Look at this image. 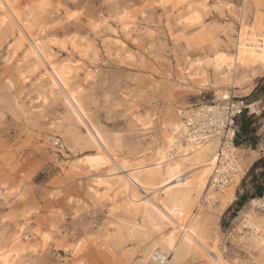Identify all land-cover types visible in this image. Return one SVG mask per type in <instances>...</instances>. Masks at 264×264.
<instances>
[{
    "label": "rangeland",
    "instance_id": "rangeland-1",
    "mask_svg": "<svg viewBox=\"0 0 264 264\" xmlns=\"http://www.w3.org/2000/svg\"><path fill=\"white\" fill-rule=\"evenodd\" d=\"M41 2L20 0L21 7H25L22 12L31 16L29 26L35 41L49 51L50 61L77 93L89 122L109 140L115 156L134 167V174L149 166L153 153L165 143L177 111L188 112L202 103L216 102L218 87L214 83L221 74L207 68L208 89L204 90L200 79L186 78L177 66L183 68L187 59L200 60L214 54L222 60L228 58L233 52L238 26L234 17L240 14L242 0L236 3L228 0L236 7L232 15L219 17L214 21L218 27L203 32L178 23L177 17L184 12L180 7L167 10L149 7L147 19L133 11L129 35H125V24L116 16L125 10V5L138 10L155 0H46L53 7L43 12L39 7ZM257 3L259 0H247L244 7L247 24L256 18L260 20L254 10ZM71 12L83 15L69 21ZM105 20L114 31L104 27L100 32H92L88 27L90 22L102 24ZM6 24L0 27V62L9 55V44L12 48L18 37L17 29L12 30ZM89 34V43L100 53L95 62L85 48V37ZM75 38L78 39L73 48ZM117 39L121 45L116 44ZM105 40L109 41L107 53L102 51ZM65 44L67 50L62 47ZM250 44L264 49L262 25ZM79 49H85V54L81 55ZM17 56L23 58L24 50L18 51ZM128 56L133 59L129 60ZM26 57L34 67L32 58ZM39 69L49 90L48 78L43 68ZM260 71L251 67L242 75L235 74L238 84L229 89L233 96L255 103L260 110L256 115L243 114L237 121L238 127L244 121L243 116L256 129L264 121V79H253ZM254 86L256 90L245 97ZM61 92L66 95L62 89ZM260 99L263 101L257 103ZM64 104L62 98L56 97L55 106L48 113L57 122L56 138L62 142L56 151L52 147L49 121L33 113L20 90H10L0 76V255L7 264H149L143 262L149 242L171 232L183 221L190 224L193 219L203 235L206 234L202 237L207 238L210 250L215 249L226 263L235 264L239 260L242 264H264L261 254L264 243L256 246L250 241L253 232L248 228L238 231L242 212H251L264 222V209L252 210L251 206L252 200L264 198V193L258 197L253 189L264 186L261 175L264 151L249 153L247 157L237 147L251 138L252 133L243 134L238 129L234 141L241 167L233 193L221 192L209 202L202 195L174 198L166 194L165 188H184L182 177L169 187L157 177L145 188H139L126 187L117 173L111 175L107 163L86 138V121L77 123L76 116ZM95 157L99 158L98 162L89 163V158ZM259 160L262 162L254 167ZM223 199L225 204H221ZM160 204L166 208L162 209ZM213 215L215 228L211 229ZM166 219L170 222L165 223ZM53 225L56 235L69 245L78 243L79 239H91L76 255L57 248L54 243L45 246L42 233ZM161 227L162 231H157ZM28 234H35L33 250L20 252L17 259L13 258L15 254L10 251L14 239L25 242ZM171 258L172 255L170 261ZM209 261H215L212 254Z\"/></svg>",
    "mask_w": 264,
    "mask_h": 264
},
{
    "label": "bare ground",
    "instance_id": "bare-ground-1",
    "mask_svg": "<svg viewBox=\"0 0 264 264\" xmlns=\"http://www.w3.org/2000/svg\"><path fill=\"white\" fill-rule=\"evenodd\" d=\"M178 2L179 0H177V3ZM209 2L211 3V0H209ZM246 3L247 0H242V7L239 8V15L242 14V9H244ZM233 5L235 9V4ZM21 6L20 0H0V27L8 22V25L6 24L7 26L12 30L17 29L18 31V37L16 38L15 44H13L14 46L12 47L11 54L17 56L18 51L23 49L24 56L32 58L34 67L43 68L44 74L49 81V94L54 93L55 97L63 99L67 108H69L72 113V116H76L77 123L84 124L83 121H86L88 130V137L86 138L89 139L88 142L90 145L98 150L102 159L107 163L111 175L117 173L126 187L135 186L139 188H145L152 179L157 177L163 185L169 187L170 185H175V181L178 177H182L184 180L182 183L184 188H165L166 194L169 193V195L174 198L179 195H182L184 198H189L190 196L193 198L197 197V195H202L207 202H209L216 199V194L221 192H234L240 180V173L238 172L240 169L238 168L241 167L235 155L237 148L234 144H229L226 150H222L223 157L220 160V169L223 170L226 167L232 168L226 186L217 191L210 186L209 178L215 164L216 152L219 144L218 140L215 138L198 139L190 133L188 127L189 123L192 122L193 117L198 115L199 108L196 110L191 109L188 112L181 110L177 111L176 120L171 125L165 137V143L153 153V159L150 161L149 166L145 167L137 175L134 174V167L124 159H118L113 153L109 140L89 122V118L85 112L86 109H83L77 93L70 88L68 80L63 72L50 61L49 51L35 41L36 39H34L32 28L29 26L31 16L24 14L22 9L25 7ZM180 8L184 12L177 17L178 23L187 13V9L184 7ZM260 26L261 23L258 18L254 19L250 24H247L245 21L243 23L238 22L233 41V52L229 54L227 59L222 60L219 55L214 54L212 57H205L200 60L197 59L192 61L187 59L183 68L179 66H177V68L188 79H200V84L203 86L204 90L208 89L206 88L208 84L207 77H205L206 69L210 68L213 72H218L221 76L217 78L214 83V86L218 87L215 91L216 94L213 91L216 96L215 103L230 100L234 93L230 92L229 89L235 88L237 83L235 81V74L240 72V75H242V73H245L246 69L251 67L262 68L259 60L261 56H264V52L258 47L254 48L250 44L251 38L257 34V30ZM121 44L122 43H120V45ZM63 84H67L68 88H63ZM61 89L66 95H63ZM117 143H119L118 139ZM117 146L119 147V144ZM225 203V199L221 200V204ZM262 204H264V198L252 200V210L256 208L264 209V207H261ZM160 206L162 209L166 208L164 204H160ZM241 218L242 222L240 223L238 231L240 232L242 228L252 230L253 235L250 241L254 242L256 246H261L264 243V222L251 212H242ZM193 231L196 233L195 236L192 234ZM204 235L197 227L194 219L190 224L183 221L179 227H175L171 232L149 242V245L145 248L143 253V262L157 264L156 261L162 259L164 264H171L169 258L171 255L172 258H175L176 254L172 251V247L168 243V240H175L185 243L186 245L185 237L189 240H193L194 243L202 242L209 249L206 262L213 264L212 261H209L210 254H212L214 260H223L216 250L215 252L211 251L212 248L210 250L207 238L203 239L202 237ZM34 237L35 234L31 236L28 234V236L24 237L25 242L22 241V239H14L15 242L12 245L13 249L10 251V254H15L13 258L17 259L20 252L32 251L34 248L32 239ZM181 251H183V249ZM261 254L264 256V247L261 250ZM7 263L8 262L3 260V257L0 255V264ZM225 264L227 263L225 262Z\"/></svg>",
    "mask_w": 264,
    "mask_h": 264
},
{
    "label": "snow or ice",
    "instance_id": "snow-or-ice-1",
    "mask_svg": "<svg viewBox=\"0 0 264 264\" xmlns=\"http://www.w3.org/2000/svg\"><path fill=\"white\" fill-rule=\"evenodd\" d=\"M41 12L44 9L53 7L51 4L47 3L46 0H42L40 4ZM57 7H62V5H57ZM117 9H119V5H116ZM151 7L152 9H175L176 7H184L187 9L186 15L179 20V23L182 25H188L193 31L199 29L200 31H206L209 28L218 27L214 21L219 17H229L232 15L234 10V5L228 0H212L210 3L209 0H200V2H196V0H155L154 3L148 4L145 3L141 5L140 9L133 10L129 6L125 5V10L122 11L121 14L116 16V19L121 23L125 24V35L130 34V30L133 27V11H138L140 14L144 15L145 19L148 18V9ZM247 5L245 6V8ZM254 10L256 15L260 17V22L262 27H264V0H259L254 6ZM83 13L81 12H71L68 15L69 21L78 20ZM205 17L208 19L205 20ZM111 14L109 15V19H111ZM246 15L244 14V9H242V14L235 16L234 19L237 22L243 23L246 20ZM88 27H90L92 32H100L102 28L108 27V21H103L102 24H96L94 22H90ZM109 31H114V29L108 27ZM254 30V29H253ZM90 35L85 37V48L87 49L88 54L93 58V62L99 59V52L89 43ZM154 35V33H153ZM76 39L73 40L71 47H76ZM138 40H133V43H138ZM109 41H104V48L102 51L107 53L108 51ZM116 44L120 45V40H116ZM67 50V44L62 45ZM81 55L85 54V49H79ZM264 51V49H262ZM12 48L11 44H9V55L4 57L3 61L0 62V76H2L4 83L8 86L10 90H20V95L24 97L27 101L30 102L31 111L42 120H48V129L53 134L52 139V147L55 148L56 151H59V148L62 142L56 138L57 135V122L50 118L48 113L50 109H53L55 106L56 97L55 94H49L48 89L43 84V77L40 75L39 67H32L27 62V57L24 56L20 58L19 56H14L11 54ZM129 60H132V56L127 57ZM259 63L262 65L260 75H264V56L260 57ZM90 78V77H89ZM63 88H68L67 84L62 85ZM81 91H83L81 89ZM17 108L20 107L19 104L16 105ZM253 112H255V108H253ZM145 122V127H148ZM51 154V148H50ZM99 160L98 157L89 158V163L95 164ZM83 163V161H81ZM7 187V185H4ZM97 198H99V194H97ZM71 203V201H70ZM264 207V204L261 205ZM182 215V213H180ZM177 215L174 211L173 216ZM167 219L165 223H169ZM211 229L215 228V215L212 216L211 219ZM206 230L207 226H206ZM23 232V229H20ZM157 231H162L161 228H157ZM193 236H195V231L192 232ZM43 241L45 242V246H48L49 243H54L57 248H63L65 252H69L71 255H76L85 249L88 240L91 238L79 239L78 243L74 242L72 245H69L67 241L61 239L56 235V227L53 225L48 231H44L42 233ZM185 243L177 242L175 240H168V243L172 247V251L176 254L175 258H171V264H206L207 254L209 249L202 243L196 242L193 240L187 239L185 237ZM218 242V238H217ZM183 249V251H181ZM211 251H215L212 249ZM213 264H225L223 260H215ZM227 264H233L232 261L227 262ZM235 264H242L241 261H235Z\"/></svg>",
    "mask_w": 264,
    "mask_h": 264
},
{
    "label": "built area",
    "instance_id": "built-area-1",
    "mask_svg": "<svg viewBox=\"0 0 264 264\" xmlns=\"http://www.w3.org/2000/svg\"><path fill=\"white\" fill-rule=\"evenodd\" d=\"M257 111L260 113L255 103H248L243 98L232 96L230 100L221 103H202L199 105L198 115L189 123L190 133L198 139L218 140L217 156L209 178L210 186L214 190L223 189L232 172L231 167L220 169V160L223 157L222 150H226L229 144H234L239 129L237 121L243 114L256 115ZM156 263L164 264V261L159 259Z\"/></svg>",
    "mask_w": 264,
    "mask_h": 264
},
{
    "label": "crops",
    "instance_id": "crops-1",
    "mask_svg": "<svg viewBox=\"0 0 264 264\" xmlns=\"http://www.w3.org/2000/svg\"><path fill=\"white\" fill-rule=\"evenodd\" d=\"M238 0H231V2L236 3ZM254 80L264 79V75L258 74L253 78ZM256 90V86L250 89V91L245 95V97H249L254 91ZM264 99V98H263ZM263 99L257 101V103H261ZM259 128L256 129L255 133H252L251 139L247 138L246 141L240 143L237 147L239 151L242 152L249 157V153H258L260 154L261 151H264V121H261ZM255 124L252 126L254 127ZM242 148V149H241ZM242 150V151H241ZM246 159V158H244ZM246 161V160H245Z\"/></svg>",
    "mask_w": 264,
    "mask_h": 264
},
{
    "label": "trees",
    "instance_id": "trees-1",
    "mask_svg": "<svg viewBox=\"0 0 264 264\" xmlns=\"http://www.w3.org/2000/svg\"><path fill=\"white\" fill-rule=\"evenodd\" d=\"M244 121L241 123V125H239V130L241 133L243 134H247V133H255L256 132V127H252L250 125H248V118L243 116ZM251 138H249L250 140ZM262 162L261 160H259L255 165L257 166L258 163ZM264 177V166H263V170H262V174ZM253 189L255 191V193L257 194L258 197L262 196V194L264 193V186H253Z\"/></svg>",
    "mask_w": 264,
    "mask_h": 264
}]
</instances>
